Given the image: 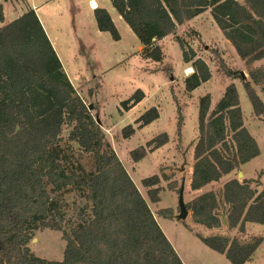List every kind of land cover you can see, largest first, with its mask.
<instances>
[{
  "label": "trees",
  "instance_id": "1",
  "mask_svg": "<svg viewBox=\"0 0 264 264\" xmlns=\"http://www.w3.org/2000/svg\"><path fill=\"white\" fill-rule=\"evenodd\" d=\"M110 2L137 36L147 61L161 63L165 52L159 42L208 9L245 63L264 59V0ZM93 13L100 31L121 39L107 8L98 6ZM0 21H5L1 3ZM176 41L183 61L193 68L184 79L185 89L192 91L209 81L212 72L188 41L179 36ZM221 68L226 76L241 78L254 115L262 118L264 98L253 84L264 93V65L251 68L249 79L223 60ZM144 97L137 89L121 105L129 111ZM159 117L153 105L135 123L142 128ZM135 131L128 124L122 135L129 138ZM168 142L169 135L161 132L131 150L132 159L139 161ZM259 153L257 140L245 126L234 82L214 106L210 93L200 98L192 190L240 171ZM253 182L259 183L232 177L186 203L196 225L224 228L197 235L232 264L251 261L263 240L247 231L248 222L264 224V187L259 190ZM159 184L157 174L142 179L155 204ZM159 214L172 217L168 208ZM44 228L62 232L66 246L61 260L40 257L29 247L35 232ZM0 264H184L107 140L102 122L69 79L33 7L0 25Z\"/></svg>",
  "mask_w": 264,
  "mask_h": 264
},
{
  "label": "rangeland",
  "instance_id": "2",
  "mask_svg": "<svg viewBox=\"0 0 264 264\" xmlns=\"http://www.w3.org/2000/svg\"><path fill=\"white\" fill-rule=\"evenodd\" d=\"M110 12L121 34L114 40L109 32L97 28L89 0H0L5 21H11L30 7L37 12L72 84L87 104H93L92 112L101 120L107 140L112 144L124 167L147 199L155 217L184 264H232L227 257L208 247L197 235L225 232L224 228L209 230L192 221L188 210L185 219L179 218V190L183 186L184 202L212 189H219L230 177L254 178L259 190L264 187V115L258 118L253 113L252 103L240 77L230 78L222 72L221 61L233 70L244 72L249 79L253 67L264 65V59L245 63L234 46L227 40L210 10L178 25L176 35H169L159 43L165 58L161 63L142 58L141 44L113 7L110 0H96ZM4 22L0 21V25ZM196 33H195V32ZM176 36L184 38L194 47L198 55L206 60L212 77L196 89L187 91L184 79L190 72L189 63L182 58V50ZM234 82L239 92L244 123L257 140L260 153L242 164L240 171L224 175L220 181L192 190L190 180L194 164L193 148L198 135L199 100L211 94L214 106L222 97L226 86ZM264 98L261 86L253 84ZM137 89L145 92L144 99L126 111L122 100L129 98ZM157 106L160 117L152 123L138 128L136 118L151 106ZM128 124L136 128L135 133L124 138L122 128ZM180 124V134L178 133ZM161 132L169 135V142L147 153L139 161L132 159L131 150L145 145ZM68 129L64 131V136ZM157 174L160 177V200L155 204L148 196V188L142 185L144 177ZM161 208L171 210L172 217L159 214ZM191 226L192 228H189ZM251 235L263 240L247 264H264V224L247 223ZM66 241L59 230L44 228L35 232L29 247L38 256L61 260Z\"/></svg>",
  "mask_w": 264,
  "mask_h": 264
},
{
  "label": "water",
  "instance_id": "3",
  "mask_svg": "<svg viewBox=\"0 0 264 264\" xmlns=\"http://www.w3.org/2000/svg\"><path fill=\"white\" fill-rule=\"evenodd\" d=\"M242 78H246V75L244 74L243 71L240 72ZM89 109H93V104H89ZM98 122L101 123V120L98 119ZM243 175V173L240 171L238 176L239 178ZM179 207H180V213H179V218L185 219L188 215V209L186 208V203L184 202L183 198V186L179 190Z\"/></svg>",
  "mask_w": 264,
  "mask_h": 264
},
{
  "label": "crops",
  "instance_id": "4",
  "mask_svg": "<svg viewBox=\"0 0 264 264\" xmlns=\"http://www.w3.org/2000/svg\"><path fill=\"white\" fill-rule=\"evenodd\" d=\"M91 1H92V2H94V1L96 2V0H89V5H90V2H91ZM98 6H101V5H99V4L96 2V6H95L94 8H96V7H98ZM90 7H91V6H90ZM94 8L91 7L92 10H94ZM107 10H108V9H107ZM204 12H205V11H204ZM201 14H202V13H201ZM199 15H200V14H199ZM141 47H142V45H141ZM190 67L192 68L191 65H188L187 69L190 68ZM192 71H193V68H192V70H191L190 72H188V75H189ZM230 178H231V177H230ZM230 178H229V179H230ZM209 185H210V184H209Z\"/></svg>",
  "mask_w": 264,
  "mask_h": 264
},
{
  "label": "built area",
  "instance_id": "5",
  "mask_svg": "<svg viewBox=\"0 0 264 264\" xmlns=\"http://www.w3.org/2000/svg\"><path fill=\"white\" fill-rule=\"evenodd\" d=\"M90 6H91L92 8H94V7H95V5L93 4V2H92V1L90 2Z\"/></svg>",
  "mask_w": 264,
  "mask_h": 264
},
{
  "label": "bare ground",
  "instance_id": "6",
  "mask_svg": "<svg viewBox=\"0 0 264 264\" xmlns=\"http://www.w3.org/2000/svg\"><path fill=\"white\" fill-rule=\"evenodd\" d=\"M93 4L96 6V2L95 1L93 2ZM190 70H192V68Z\"/></svg>",
  "mask_w": 264,
  "mask_h": 264
}]
</instances>
